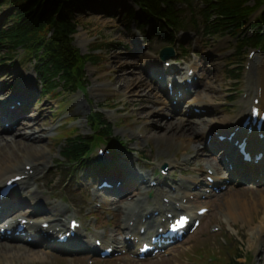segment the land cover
<instances>
[{
    "label": "rangeland",
    "instance_id": "rangeland-1",
    "mask_svg": "<svg viewBox=\"0 0 264 264\" xmlns=\"http://www.w3.org/2000/svg\"><path fill=\"white\" fill-rule=\"evenodd\" d=\"M76 4H78V10H75L74 11L75 13L73 12V14L77 18L79 26H82V28H79V30L75 34L74 41L75 40L77 41L78 47L80 48V50L83 51V53L95 54L100 58V61L99 64L96 65H92L89 62L86 64L85 75L88 80V84L86 88L87 95H84L82 92L75 93L73 96V100H71V102L70 100H68L67 106L64 107L65 111L61 112L62 116L60 117H62V120H64L65 118L70 120L72 116H76V119L73 121L76 122L74 125L80 128L81 123L85 124L86 126L84 125L82 128H80V130L82 131V133L83 132L88 133L87 123L85 122L86 118L84 120V117L87 116V114L91 111V109H95L103 112V114L107 118L112 120L111 122H114L119 118H122L120 121H118L119 123L117 122V125L115 124L113 129L116 135L118 136L119 135L130 136L128 137L129 140L124 138V141L127 142L126 145L129 147H132L130 145V139L135 140L134 137L137 135V133L139 132L146 133L148 135L149 133L154 131L152 128H149L152 127V125L150 124L151 122H161L164 124L163 128H167L168 125L171 126L170 129L173 130L168 131L169 142L171 146L174 142H177L175 140H179L180 138L182 143L189 145V147H200L197 142L193 141L192 139H190L191 141L187 139L188 137H191L193 135L195 136L197 133L196 129L197 128L199 129L200 126L194 125L193 127H191V129H185L184 131L183 129L184 124L181 123L182 124L181 125L182 129H181L178 128V125L172 124L171 121L168 122L165 121L166 119L165 120L161 119L160 116L158 115V112L161 111L166 113L167 111L166 109L162 111V106H152V107L148 106L150 110L147 109V107L143 108L144 103L141 104L139 102L140 99H137L138 96L136 94H127L125 87H122L120 85L121 83L116 81L115 74H111L109 71L108 65L112 62V60L117 61L116 58L118 56L120 57L121 60L120 62L125 70L129 69V67L132 66L133 63L137 65L138 69L140 68L142 63L137 60L138 53L135 51V46L133 43V38H134L133 30L136 27L137 23L133 21L134 19L127 18L128 17L127 12L132 5L134 7L137 17L143 18L144 13L139 9H137V7H135L131 3V0H110L109 2L108 0H77ZM154 25L155 23L153 24V26ZM151 26L152 24H147L144 27L145 34L150 35L152 34V32H154L153 26L152 27ZM161 33H163L162 30ZM223 39L224 38L203 36V39L200 40V36H198L197 40L199 41L200 45H199V51L197 53L199 54V57L201 59L200 67H202L203 63L211 57V54L208 53L209 49L211 50L216 49L217 51L222 48H226L228 46L227 43L223 42ZM159 41L160 40L156 39L155 37L152 38L151 42H149L150 49L155 50L157 45L161 43ZM97 44H104V46L107 45L109 46H107L108 48H105L104 50L103 49L99 50L98 48H96ZM115 55L117 57H114ZM116 61H114L115 64ZM129 63L130 66L127 67L126 65H128ZM16 71H17L16 73L14 71L13 73L9 72V74L6 75L0 73L1 76L4 75L3 77H0V95H1L0 104H2L3 108H4V103L2 101L10 95L11 93L10 91L12 90V88L19 85V82L18 83L16 82L19 81L17 74L18 76L22 77L24 74L27 73L32 74V72H34L32 68V63L29 62L21 66V68L17 69ZM216 74L227 75L225 74L224 71ZM207 75L209 77L208 82H210V85H212L215 88V92H213L211 95H215L216 99H218L220 97V93L218 90V85H216L215 79L213 78V74H207ZM26 81H28V79ZM221 81L222 79L219 78V81L217 83ZM154 91L157 92L155 88ZM35 92L37 94L35 96H38L40 99L38 101L36 100L37 102H35V106L33 108L34 110L33 115L36 112H40L42 113V117H45L47 113L58 111L59 98L54 99L51 97H42L37 90H35ZM207 94L210 95L209 92L202 90L198 94V97L203 99L204 97H206L205 95ZM90 95L92 96L93 99L90 98ZM75 96L78 97L76 102H74ZM108 98H110L111 101L113 98H115L116 101L122 100V102L125 103L123 104L121 103L120 107L116 109H112L113 110L112 112L109 107L101 105ZM79 101L81 105L79 108L80 111L78 110L77 107ZM127 103H129L128 107H127ZM146 104H148V102H146ZM6 105L8 106V103L5 104V107ZM52 108L53 110L50 111V109ZM42 110L44 112H42ZM150 111L153 112L151 113ZM216 116H220V115L218 114ZM54 126L55 124L52 125L51 127L52 131H50L49 135L54 133L53 131ZM187 127L189 126L187 125ZM161 132H162L161 130H158V133L156 135L160 136ZM155 137L156 136L150 137L149 138L150 142L156 143ZM163 145H164L163 143L160 144V146ZM51 155L57 157V153L56 154L51 153ZM0 160L2 159L0 158ZM88 175L89 174L87 173L80 174L79 179H81V177L82 179L79 180L78 182L72 181L68 186V189L72 190L74 188L81 187V182L87 181L86 178L89 179ZM71 180L72 178L67 181L70 182ZM251 192H253L254 195L255 194L257 195V192L264 193L263 190L259 191V189H251ZM247 194L248 193L246 192L241 193V195L243 196ZM219 199L221 200V205H222L223 200H225V197L223 196L222 198L219 197L215 199L213 201L214 206L217 207V204L219 203ZM261 214L262 213L259 212L256 219H258ZM252 225L253 224H251V226ZM240 227H242V224H240ZM247 229L248 228H246V230ZM202 232L205 233L204 231ZM206 236H209L211 239L214 240L212 241V243L214 249H216L215 254H217L218 253L217 248L221 247L219 238L216 235H206ZM193 237H192L193 238L192 241L195 242L201 240L198 237H203V236L201 234L198 236L194 235ZM249 238L250 236L246 237V239ZM207 243L208 240L206 239L203 242V244L197 246L198 247L197 251L199 254H202L203 256L208 254H214V249L212 245L210 244L207 245ZM250 248L251 247L249 246L247 241L246 245L244 246V250L247 249L250 250ZM29 252L30 251H26V250L19 251L13 249L12 251H10L3 249L2 251H0V258H2L1 260L4 262H1L0 264H7V263L8 264H38L40 261H43L45 259L40 252H38V255L33 253L32 256L29 255ZM225 252H227V250H225ZM258 260H260V258H258ZM145 264H159V263H145Z\"/></svg>",
    "mask_w": 264,
    "mask_h": 264
},
{
    "label": "bare ground",
    "instance_id": "bare-ground-1",
    "mask_svg": "<svg viewBox=\"0 0 264 264\" xmlns=\"http://www.w3.org/2000/svg\"><path fill=\"white\" fill-rule=\"evenodd\" d=\"M114 57H117V56L115 55ZM118 57L116 58L118 63L116 60H112V62L108 65V68H109V71L111 74H115L116 81L120 82L121 83L120 85L122 87H125L127 94H136L137 96H139L142 99H143L144 95H154V97L158 98L154 102L156 104H163L164 99L161 96L157 97V95L151 91V89L153 87L150 86V83L147 80L146 75L145 74H143V75L135 74L137 72V69L134 68V66H130V63L128 65H126L127 67L130 66L129 69L125 70L123 68L121 62H120L121 61L120 57L119 58ZM144 58L146 59L145 63L150 62L149 59H147L146 57H144ZM114 61H116V64L114 63ZM260 66H262V64H260ZM260 66L257 67V72L259 74H264V66H263V71H262V68ZM203 78H206V75H203ZM212 89L213 88L210 86L209 83L206 82L205 84H203V90L211 91ZM142 93H143V96H140ZM205 96L207 97V100H202V106L204 105V107L208 106L209 105L208 101L211 100L210 95H205ZM195 102H196V100H195ZM262 105H264L263 100H262ZM146 107H147V109H149V107L147 105L143 104V108H146ZM149 110H146V111H149ZM248 115H249V111L247 109L246 110L242 109L240 112L236 113V115L229 116L228 119L226 118L227 120L226 119H224V120H226L225 122H228V124L233 125V127H237L239 125V128H242V123ZM11 118L13 120L12 116H11ZM181 120L183 121V119H181ZM181 120L177 119V121H174V122H176V125H178V128L182 129L181 125L183 123L181 124V122H180ZM217 120H218L217 117L212 118V119L206 118L205 120H202V122L200 124V128L196 129V132H199L201 130V134H200L199 138H203L208 133V131H210V129H209L210 125L218 122ZM240 120H241V124H239ZM184 122H185V124H187L189 126V127L184 126L183 127L184 131H185V129H191V127H193L194 126L193 124L195 123L194 121H190V122L184 121ZM33 123L35 124V122H33ZM171 123H172V121H171ZM150 124L157 125L158 128H160L161 125H164L161 122H151ZM170 125H172V124H170ZM24 127H25V125L24 126L19 125L17 127V130L10 134L9 138H7L3 134H0V158L2 159V160H0V175H1V173H3V171H7L6 173L8 174V171L12 170L11 165L15 167L14 168L15 170H23V169H25V167H24L25 165L32 164V163L42 161L45 159V153L38 151V150H41L42 148H44V146H43V138L44 137H43V135H41V131H42L41 123H40V125L36 124V127H38V129H39V133H36L35 131L33 132L32 130H28V131L21 133L19 128H24ZM170 128H171V126H169V125L167 126V128H161V130L163 129V131L160 133V136L156 135L158 133V130L152 128L154 131H152L151 133L146 135L145 139H148L152 136H156L155 137L156 139H158V138L162 139V135L165 132H168V130ZM0 129H1L0 132H9L4 127L0 128ZM164 135L166 136V138H169V135H167V134H164ZM175 136H177V135H175ZM243 136H247V135L243 134ZM172 137H174V136H172ZM187 139L188 140L192 139V136L188 137ZM195 140H197V139H194L193 141H195ZM224 144H225L224 148H225V153H226V149H228L229 147H228V144L226 142ZM32 149L36 150L37 152L33 151ZM1 154H3V155H1ZM202 158L211 163V160H213L214 155L208 154V155L202 156ZM212 165H214V164H212ZM44 168H45V166H43L41 164L35 166L33 168V169H35L34 174L32 176L28 177L26 179V182L24 183L25 186L23 189H28V190H26V192H25L22 189V193L25 197L24 200H28L29 201L28 204H30V205L34 204L33 201L38 200V197H36L32 193H30L29 188L31 186L29 184V181H30V179H33L36 175H38L42 171H44ZM240 173L242 174L241 171H240ZM243 173L247 174L248 172H243ZM249 173L253 176L257 174L256 171L255 172L250 171ZM143 176L146 177V175H144V174H143ZM253 176H251V177H253ZM1 177L2 176H0V178ZM9 178H10V176L5 177V180L3 181V179H4V176H3L0 179V188L4 185V182ZM123 178L125 179V183L132 182V180L128 179V177H123ZM180 179H183V178H180ZM253 179H255V178H253ZM177 181H179V179L176 180L175 182H177ZM192 182H195V184H197L195 179H194V181L190 178H186L184 181L180 180L177 183V188L179 190L178 195L181 194L182 197L187 196L188 190L192 187ZM134 186L135 185L130 184L126 187L116 188L117 189L116 195L110 199H107V202L108 203L110 202V204L113 205V209H114L115 214L122 216L121 212H124V216H125L124 218L129 216V217L138 218V220L141 221V216L145 215V213L149 212V210L148 209L145 210V208H143V210H139L137 212H135V210H136V207L138 205H140L142 202H144L142 200V196L144 197L145 190L148 189V187L147 186L139 187L138 190H136L134 193H132L131 198L129 200L128 197H129V194H131V191L129 189H133ZM162 192H163V190H158V194L156 192V195L159 196V198H160ZM16 196L17 195H15L14 197H16ZM19 196H21V194ZM127 198H128V200H127ZM18 199H20V197H17L16 200H18ZM262 199H263V203H264V196ZM24 200H22V201H24ZM30 201H32V202H30ZM1 202L2 201L0 200V204H1ZM154 202L157 203L156 209H158L160 211V216L163 215L164 207L170 208V206H168L167 204H161L160 201L155 200ZM24 204L25 203H23V204L22 203H16V204L11 205V207H13L15 209V212L17 214H22L23 209L21 206H24ZM189 205H191V202L187 204V206H189ZM146 207H147V205H146ZM225 208L226 209H224V211L226 213H228L229 215H231L235 220H237L239 218L238 214L243 212L241 209H239L238 205L234 202L233 199H229L228 201H226ZM254 209L258 211L259 208H257V205H255ZM26 211H30V210L27 209ZM118 211H120V212H118ZM168 212H172V210L169 209ZM263 214H264V209H263ZM1 216H2V214L0 215V223H2L1 222L2 221ZM22 216L26 217L25 215H22ZM46 219L52 222V224L50 226H48V229L47 228L43 229L42 225H41L42 220H38V221H40V224L37 221L36 224H34V225H33V223L32 224L28 223L25 225L24 230L27 231L26 235L27 236L28 235L35 236L34 233H39V234L43 235V232H46L49 236L51 234V232H49V230L52 229V227H54L55 225H57L55 223L57 218L55 217V215H49L46 217ZM7 222L11 226H14L17 224L18 220L12 218V219H10V221L7 220ZM148 222H150V221H148ZM263 229H264V216H263L262 223L256 224L255 228H253V231H252L253 238L249 239V245H251L252 247L257 246V244L259 243V241L256 239L257 235L259 233H261L263 231ZM77 233H79V231H77ZM13 237L15 240L14 243L0 242V250H3V249H6V250L22 249V250H24V247L22 245H20L19 243H17L16 237L15 236H13ZM90 242H91L90 239H88L85 242V244L87 245L85 248L87 250H89L88 247H89V244H91ZM119 246L124 247L123 244L116 245V244H113L112 242L106 243L104 245V247H112L114 250L119 249L118 248ZM76 247L82 248V245H78ZM104 247H102V249ZM1 259L2 258H0V263L4 262Z\"/></svg>",
    "mask_w": 264,
    "mask_h": 264
},
{
    "label": "trees",
    "instance_id": "trees-1",
    "mask_svg": "<svg viewBox=\"0 0 264 264\" xmlns=\"http://www.w3.org/2000/svg\"><path fill=\"white\" fill-rule=\"evenodd\" d=\"M139 1L158 10L169 22L174 19L171 3L175 0ZM243 1L217 0L219 10L225 13L247 12ZM160 2H166L167 10L159 7ZM74 7V0H0V49L6 46L12 51L23 45L29 54L42 50V58L46 59L40 68L43 78L62 70L66 80H73L82 64L81 56L68 45V34L74 29L70 17ZM50 30L51 35H47Z\"/></svg>",
    "mask_w": 264,
    "mask_h": 264
}]
</instances>
